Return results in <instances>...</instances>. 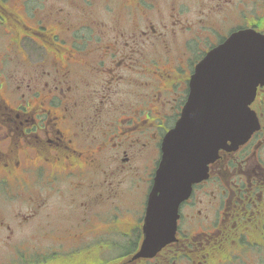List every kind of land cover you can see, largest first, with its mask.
I'll return each instance as SVG.
<instances>
[{
    "label": "flooded vegetation",
    "instance_id": "flooded-vegetation-1",
    "mask_svg": "<svg viewBox=\"0 0 264 264\" xmlns=\"http://www.w3.org/2000/svg\"><path fill=\"white\" fill-rule=\"evenodd\" d=\"M36 2L0 0V264H264V81L256 128L136 255L196 65L239 30L264 37V0Z\"/></svg>",
    "mask_w": 264,
    "mask_h": 264
},
{
    "label": "water",
    "instance_id": "water-1",
    "mask_svg": "<svg viewBox=\"0 0 264 264\" xmlns=\"http://www.w3.org/2000/svg\"><path fill=\"white\" fill-rule=\"evenodd\" d=\"M263 81L264 37L247 29L230 35L196 65L181 116L163 137L137 256L173 239L178 205L191 184L206 176L218 149L235 148L256 128L248 104Z\"/></svg>",
    "mask_w": 264,
    "mask_h": 264
},
{
    "label": "rangeland",
    "instance_id": "rangeland-1",
    "mask_svg": "<svg viewBox=\"0 0 264 264\" xmlns=\"http://www.w3.org/2000/svg\"><path fill=\"white\" fill-rule=\"evenodd\" d=\"M35 1V4H37L38 2H36V0H34ZM50 0H45V2H46V4H48V2H49ZM31 2H32V0H30V3L29 4H31ZM110 4H112V3H110ZM113 5V4H112ZM42 48H43V50H44V53H48V52H50V50L52 49V47H51V45H49L48 43H46V42H44L42 45ZM128 86H130L129 84L128 85H122V89L123 90H127L128 89ZM132 86V85H131ZM20 204H18L17 206H19ZM0 211H1V213H3V214H5L6 215V213H7V211H6V208L5 207H1L0 208ZM34 224V222L33 223H31L30 225H33ZM30 225H26V227H24L23 229H18V230H16L15 231V234H14V238H13V240L12 241H15V242H18L19 244H25L27 241H28V238L29 239H32V238H30L29 236H28V234H29V229L30 228H34V227H31ZM1 254H2V252H0V256H1ZM3 258H0V261L2 260Z\"/></svg>",
    "mask_w": 264,
    "mask_h": 264
}]
</instances>
